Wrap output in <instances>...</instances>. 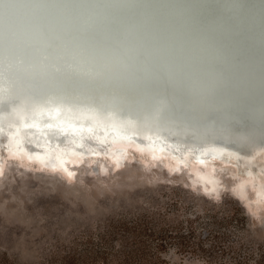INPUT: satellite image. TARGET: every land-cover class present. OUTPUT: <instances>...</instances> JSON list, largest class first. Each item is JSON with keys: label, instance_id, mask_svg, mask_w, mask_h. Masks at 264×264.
I'll use <instances>...</instances> for the list:
<instances>
[{"label": "clouds", "instance_id": "clouds-1", "mask_svg": "<svg viewBox=\"0 0 264 264\" xmlns=\"http://www.w3.org/2000/svg\"><path fill=\"white\" fill-rule=\"evenodd\" d=\"M0 83V114L78 104L264 151V0H0Z\"/></svg>", "mask_w": 264, "mask_h": 264}, {"label": "rangeland", "instance_id": "rangeland-1", "mask_svg": "<svg viewBox=\"0 0 264 264\" xmlns=\"http://www.w3.org/2000/svg\"><path fill=\"white\" fill-rule=\"evenodd\" d=\"M143 163L137 156L99 179L86 174L98 169L94 163L69 185L60 174L9 162L0 188V264H56L76 252L102 262L97 249L111 248L112 258L141 242L159 264H264V203L252 209L230 172H221L213 197L189 172Z\"/></svg>", "mask_w": 264, "mask_h": 264}, {"label": "bare ground", "instance_id": "bare-ground-1", "mask_svg": "<svg viewBox=\"0 0 264 264\" xmlns=\"http://www.w3.org/2000/svg\"><path fill=\"white\" fill-rule=\"evenodd\" d=\"M16 88L22 89L20 81ZM261 149V145H255L237 151L219 140L142 132L119 114L107 117L103 111L78 104L61 105L59 112L45 109L43 116L23 119L20 112L0 114V173L4 176L7 164L14 161L21 169L49 173L54 169L66 180L73 176L76 180L79 171L94 163L108 174L116 173L139 156L145 166L163 163L173 175L189 172L193 184L201 183L207 196L220 194V174L230 172L235 193L253 209L264 203Z\"/></svg>", "mask_w": 264, "mask_h": 264}, {"label": "trees", "instance_id": "trees-1", "mask_svg": "<svg viewBox=\"0 0 264 264\" xmlns=\"http://www.w3.org/2000/svg\"><path fill=\"white\" fill-rule=\"evenodd\" d=\"M117 244L116 246H118ZM147 245L144 242H141L139 245L132 246L131 248H122L124 251L123 254H116L112 258L108 256L111 248L102 247L97 249V254H100V259L102 262H99L98 257H90L88 255H79L81 252H76L67 256L62 257L61 259H52V263L56 262L59 264H159L160 259L149 258L147 256L148 249ZM51 261V260H50Z\"/></svg>", "mask_w": 264, "mask_h": 264}, {"label": "water", "instance_id": "water-1", "mask_svg": "<svg viewBox=\"0 0 264 264\" xmlns=\"http://www.w3.org/2000/svg\"><path fill=\"white\" fill-rule=\"evenodd\" d=\"M95 170H97V168Z\"/></svg>", "mask_w": 264, "mask_h": 264}]
</instances>
